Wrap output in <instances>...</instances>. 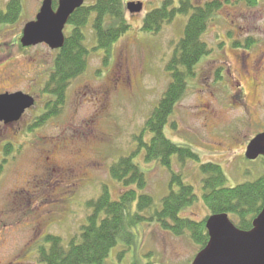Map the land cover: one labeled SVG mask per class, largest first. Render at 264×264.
I'll use <instances>...</instances> for the list:
<instances>
[{"label": "rangeland", "instance_id": "1", "mask_svg": "<svg viewBox=\"0 0 264 264\" xmlns=\"http://www.w3.org/2000/svg\"><path fill=\"white\" fill-rule=\"evenodd\" d=\"M7 1L1 0L4 8ZM127 1H143L144 9L134 14L127 11L131 29L113 45L107 63L105 51L97 48L93 14L84 27L85 45L91 51L87 70L70 84L62 112L31 130L50 97L41 94V86L57 52L45 43L25 48L20 39L43 0H24L19 20L0 25V93L22 91L36 97L35 105L12 127L0 121V264H42L39 249L48 246V234L60 235L66 242L78 235L92 212L88 203L98 199L105 186L113 198L124 192L111 175V166L122 157L131 156L143 170L147 186L138 192L150 194L154 208H160L170 192L171 172L179 173L198 195L183 212L196 220L212 214L203 200V164H219L229 187L264 174L262 156L255 160L243 156L247 144L264 131V104L250 101L245 108L220 91L210 98L202 96L210 92L198 88L212 81L209 69L202 66L208 57L195 66L189 93L165 128L169 139L190 147L198 159L182 162L175 155L171 169L146 160V148L138 138L150 143L153 137L146 122L171 81L166 67L184 36L188 16L178 15L158 34H149L142 30L144 18L163 0ZM191 1L202 4L204 0ZM232 1L234 5L218 9L203 35L213 50L210 57L219 52L216 33L220 27L229 28L227 22L232 20L236 24L229 31L237 38L244 37L241 33L264 38V0L254 6L245 0ZM179 4L180 0H174V7ZM71 28L66 25V35ZM230 60L237 74L235 59ZM134 230L133 244L117 246L104 264H192L202 250L189 235L176 236L155 221L139 223Z\"/></svg>", "mask_w": 264, "mask_h": 264}, {"label": "trees", "instance_id": "2", "mask_svg": "<svg viewBox=\"0 0 264 264\" xmlns=\"http://www.w3.org/2000/svg\"><path fill=\"white\" fill-rule=\"evenodd\" d=\"M245 1L250 6L258 3V0ZM126 2L127 0H96L81 6L71 15L69 25L72 28L66 35L65 45L56 51L46 83L41 86V94H48L50 97L45 100L44 109L36 117L30 130L62 112L70 84L87 70L91 51L85 45L84 27L89 24L93 14L92 27L97 48L105 51L104 62L107 63L113 45L131 29ZM57 4L58 0H55L54 6ZM3 5L0 0V25L16 23L22 14L24 0H8L5 8ZM173 5L174 0H163L162 5L149 12L143 21V31L158 34L178 15L188 16L184 36L166 67L171 81L146 122V130L153 137L150 143L144 142L143 137L138 138L140 146L146 148V160H156L169 169L175 155L182 162L198 159V155L190 147L169 139L165 128L178 103L188 93L189 79L195 75L196 64L211 52L202 36L222 2L213 0L204 6H195L191 0H180L178 7ZM201 170L204 174L203 200L210 212L227 213L238 228L251 230L253 220L264 207V174L255 181L229 187L224 170L219 164L208 162L201 166ZM111 175L121 183L124 192L118 198H113L108 186H105L99 198L88 203L92 211L88 216V223L78 235L67 240L68 243L60 235L48 234V246L39 249L40 263L104 264L117 246L122 244L130 247L133 244L136 237L134 228L144 221H155L162 229L176 236L189 235L201 248L207 245V218L196 220L183 214L187 207L198 200V195L192 185L184 183L179 173L171 172L170 192L163 198L160 208L153 207L154 199L150 194L138 192L146 188L147 181L143 170L131 156L122 157L114 163ZM174 185H178V188L174 189ZM123 253L122 250L119 257Z\"/></svg>", "mask_w": 264, "mask_h": 264}, {"label": "water", "instance_id": "3", "mask_svg": "<svg viewBox=\"0 0 264 264\" xmlns=\"http://www.w3.org/2000/svg\"><path fill=\"white\" fill-rule=\"evenodd\" d=\"M85 0H43L36 19L26 23L21 37L23 47L40 43L51 49L65 45L64 29L71 15ZM143 2L129 1L127 9L140 13ZM35 98L22 91L0 94V121L17 122L35 105ZM264 157V131L247 145L246 157L255 160ZM209 234L207 245L197 254L192 264H264V207L253 220L251 230L238 228L227 213L213 214L206 221Z\"/></svg>", "mask_w": 264, "mask_h": 264}, {"label": "flooded vegetation", "instance_id": "4", "mask_svg": "<svg viewBox=\"0 0 264 264\" xmlns=\"http://www.w3.org/2000/svg\"><path fill=\"white\" fill-rule=\"evenodd\" d=\"M212 1L213 0H204L202 4L194 3V5L204 6L207 2ZM218 1L222 2L220 8L227 4H235V1L232 0ZM217 13L218 10L215 14ZM211 23L212 20L204 35L207 34ZM227 24L229 28L220 27V31L216 33V39H220L217 41L219 48L218 55L210 57L213 51L211 49L209 54L203 56L208 57L202 61V66L205 65L206 68L209 69L210 79L212 81H206L207 87L201 85L198 90L202 93L207 91L210 92L209 96L202 95L207 98L213 97L216 91H220L221 93L227 92L225 95L229 98L237 99L239 103L242 104V107L245 106V108H247L250 101L254 104L258 102L264 104V38L256 39L246 33H241V36L244 37L237 38L235 34L229 31V29H233V26L235 27L236 22L232 20L227 22ZM203 38L204 36H202V40L206 42L207 40ZM229 53L235 59L234 63L237 65L235 71H237V74L234 73L232 68L233 66L231 65V56ZM213 83H216L215 85H217L218 89L213 87ZM34 98L36 99L35 96ZM6 123L11 127L13 126L11 125L13 122ZM243 156H246V152Z\"/></svg>", "mask_w": 264, "mask_h": 264}]
</instances>
